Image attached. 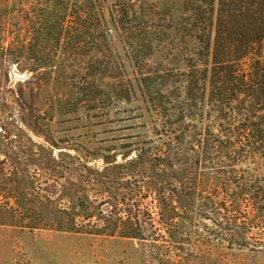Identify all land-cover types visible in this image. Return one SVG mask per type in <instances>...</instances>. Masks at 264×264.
<instances>
[{"label": "trees", "instance_id": "1", "mask_svg": "<svg viewBox=\"0 0 264 264\" xmlns=\"http://www.w3.org/2000/svg\"><path fill=\"white\" fill-rule=\"evenodd\" d=\"M146 5L164 24L145 38ZM105 27L122 35L126 61L156 44L180 64L112 65ZM0 62L43 70V85L62 92L59 116L93 118L105 102L135 101L154 126L142 141L60 152L33 172L27 162L38 160L6 151L0 225L137 240L167 264L161 251L186 240L184 224L209 221L198 241L261 250L264 0H0Z\"/></svg>", "mask_w": 264, "mask_h": 264}, {"label": "rangeland", "instance_id": "2", "mask_svg": "<svg viewBox=\"0 0 264 264\" xmlns=\"http://www.w3.org/2000/svg\"><path fill=\"white\" fill-rule=\"evenodd\" d=\"M150 7L146 5L148 13L144 22L145 31L142 32L145 38L153 35L154 28L159 29V25L164 24L162 18L157 17ZM103 32L113 47L110 50L115 60L111 64L116 61L123 70L130 72L139 68L145 72L155 68L174 71L180 64L174 51L156 44L152 45L143 61L141 57L135 62L126 61L122 51V35L108 27ZM24 65L23 62L20 65L0 62V159H4L3 154L9 150L22 158V161L24 155L29 154L39 162H27L30 164L28 170L33 172L36 164L50 167L46 165L47 159L50 156L58 157L60 152L75 155L74 150L81 151L84 148H119L128 142L142 141L144 134L150 135V130H154L152 121L142 117L137 109L140 108L139 103L135 101L128 104L120 101L105 102L101 105V111L91 113L90 116H95L93 118L83 113L59 116L56 100L62 93L59 87L43 85V70L27 72L20 68ZM38 117L43 118V121L37 123ZM39 122L43 128L38 127ZM137 135L140 137H135ZM120 152L126 150L121 149ZM121 161L118 156L117 162ZM83 162L99 170L104 166L99 158L83 157ZM95 221L93 218L92 222ZM184 225L181 237L186 240L168 248V253L161 251L167 258V264H264V244L256 253L250 248L229 249L225 243L215 240L209 243L198 241V236H206L205 227L213 228L209 221L193 224L187 222ZM257 247H260V243ZM0 264L163 263L157 255L151 254V248L137 240L51 229L31 232L28 229L0 225Z\"/></svg>", "mask_w": 264, "mask_h": 264}]
</instances>
